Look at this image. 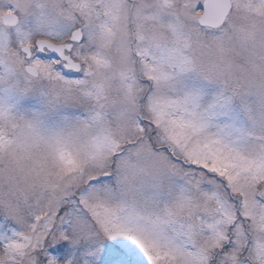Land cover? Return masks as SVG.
I'll use <instances>...</instances> for the list:
<instances>
[{
	"label": "snow or ice",
	"instance_id": "snow-or-ice-1",
	"mask_svg": "<svg viewBox=\"0 0 264 264\" xmlns=\"http://www.w3.org/2000/svg\"><path fill=\"white\" fill-rule=\"evenodd\" d=\"M0 264H264V0H0Z\"/></svg>",
	"mask_w": 264,
	"mask_h": 264
}]
</instances>
